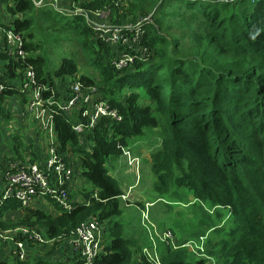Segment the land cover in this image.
<instances>
[{"label": "trees", "instance_id": "16d2710c", "mask_svg": "<svg viewBox=\"0 0 264 264\" xmlns=\"http://www.w3.org/2000/svg\"><path fill=\"white\" fill-rule=\"evenodd\" d=\"M40 1L0 0V26L6 24L20 35L28 53L23 64L0 43V81L9 85L31 65L38 83L56 92L57 104L48 106V111L59 152L73 167L66 154L78 156L76 171L81 170L94 191L86 193V204H73L58 216L9 200L0 209V226H25L55 240L70 236L91 218L112 223L121 214L123 191L110 174L108 160L120 157L121 147L128 148L129 141L144 136L147 129L161 128V144L151 150L156 189L191 206L199 231L182 234L176 248L165 250L163 264H205L184 247L201 241L220 264H264V0H132L129 22L152 16L154 23L145 27L140 40L146 58L122 70L115 66V48L83 14L68 16L50 5L38 7ZM120 1L79 0L83 11L112 13L119 11ZM1 7L15 19L6 22ZM125 20L120 16L114 23L123 25ZM42 23L58 26L62 34L78 41L87 61L100 73L101 100L119 109L122 122L101 119L85 135L74 130V124L88 123L83 109L67 114L58 104L68 102L77 82L89 92L97 81L78 76L80 65L74 57L64 58L53 73L47 71V59L38 54L42 46L35 43ZM117 48L119 54L133 52ZM64 80L70 81L61 88L58 81ZM14 87L0 94V110L13 95L22 97L26 107V96ZM50 96L51 92L44 93L46 99ZM14 141L19 154L24 143L19 136ZM83 141L93 144L90 151L82 147ZM47 155L38 160L44 162ZM18 161L28 160L19 156ZM5 167L6 162L0 170ZM181 190L192 193L196 202ZM20 209L25 212L22 220L2 222L7 212ZM122 227L115 223L110 228L112 240L103 246L96 264H149L142 259L137 240L124 237ZM179 228L184 230L182 225Z\"/></svg>", "mask_w": 264, "mask_h": 264}, {"label": "built area", "instance_id": "2783aa9c", "mask_svg": "<svg viewBox=\"0 0 264 264\" xmlns=\"http://www.w3.org/2000/svg\"><path fill=\"white\" fill-rule=\"evenodd\" d=\"M129 1L121 0L116 4L122 5ZM44 5H50L68 16H73L75 13L83 14L95 32L99 33V36L117 51L118 58L115 59V66L118 70L135 65L138 58L141 60L146 58L147 51L141 47L140 40L145 33V27L154 23L152 16L139 17L136 22L123 25H109L102 21L109 15L110 11L86 12L81 9L68 11L61 7L60 0H41L38 3V7ZM6 26V24L3 27L0 26V43L4 45L10 57L26 64L28 53L24 48L23 38ZM117 47L132 48L133 52L119 54ZM7 83L10 84L7 85L6 82L0 81V94L4 93L8 87L15 86L11 82ZM14 88L19 89V92L26 96L25 113L40 126L43 137L48 140V155L44 160L43 167L31 160L15 162L13 159L14 161L6 164L3 171L0 170L4 179L0 187V209L7 201L15 200L25 209L44 210L55 214L70 211L73 204H76V198L72 193L74 167L68 164L59 152L60 144L54 130L53 116L48 111V106L57 104L55 101L56 92L38 83L36 71L31 65H26L23 68L21 82ZM72 90L73 94L68 102L58 104V106L67 114L72 113L75 108L83 109V116L88 118V123L74 124V130L77 133L87 134L96 127L101 119L122 122L123 116L119 109L97 97L96 88H90L89 92H84L82 85L77 82ZM45 92H51V96L47 99L44 97ZM93 98L97 99V106L96 110L91 113L88 106ZM121 151L122 156L133 168L135 174H139L141 159L134 156L129 148L121 147ZM119 200L128 203L129 199L127 195H122ZM51 206L56 209H52ZM152 206L153 203H147L141 209V214L144 228L148 235L153 236L155 240L153 239L152 243L143 247L141 256L149 264H163L165 250L176 248L179 237L170 230H160L152 222L149 212V208ZM106 232L105 223L100 222L97 218H91L82 223L70 236L55 240L49 239L44 232L32 230L25 226L8 229H3L0 226V241L14 244L19 252L20 260L24 261L25 250L29 245L43 246L61 240L65 242V248L68 247L74 254L76 262L96 264L103 253V246L106 244ZM204 245V242L201 241L200 244L188 243L184 247L195 253L197 258H200L199 260L209 261L208 264H216L215 258L206 253Z\"/></svg>", "mask_w": 264, "mask_h": 264}, {"label": "rangeland", "instance_id": "374dc122", "mask_svg": "<svg viewBox=\"0 0 264 264\" xmlns=\"http://www.w3.org/2000/svg\"><path fill=\"white\" fill-rule=\"evenodd\" d=\"M134 1V0H133ZM61 7L65 8L68 11H72L74 9H81V3L79 0H60ZM131 3L130 0L128 3L122 4L120 6L119 11L109 12V15L102 21L103 23L109 25H115L120 19V16L127 17V20L124 21V24L129 23V20L132 19L133 13L131 12ZM2 14L5 17L6 22H11L15 18L12 17L8 11L3 8ZM139 14V12H138ZM9 24V23H7ZM56 28V30L52 29ZM48 27L47 24L42 23L39 25V29L36 32V43L42 46V50L38 51V54L44 56L48 61L47 71L53 73L60 65L61 61L66 57H74L79 62L80 74L78 75L80 78L83 76H88L96 84V94L97 97L101 99L103 96L102 86H99L100 73L96 70L91 62L87 61V58L82 51L78 41L75 38H72L69 34H62L59 31L58 26ZM21 82L20 73L13 80L15 86H18ZM61 88H65L67 86L66 80L64 82L58 81ZM16 100H20V96L13 95L7 97V102L3 109L0 110V163L9 157L16 156L13 144L14 135H18L22 133V128H19V118L15 114V109L17 107L14 106ZM97 99L92 100L90 105L88 106L89 111L92 113L96 110ZM23 122L25 119L23 118ZM162 129H147L146 133L142 137L134 138L128 144V148L132 152L134 156H137L141 159V165L139 174L134 172L133 168L127 164V160L122 157L125 161V167L122 172H116L117 164L121 158L112 157L108 160V169L110 174L119 182L121 188L123 190H127L129 186H134L141 179L140 184L133 191V199H131V207H128L124 201H120L121 214L118 217H114L112 219V223H105L106 226V243L110 244L111 232H109L110 228L115 224H122L124 226L123 235L126 238L136 239L138 244L142 247L149 243L147 241V237L149 236L146 229L142 223L141 210L137 209L138 206L144 205L146 202L153 203V207L149 208L150 218L154 224L158 226L160 230H174L177 236L182 237V234H191L199 232L197 229V225L195 222V217L192 214V207L189 208L187 205H183L174 197L169 194H160L156 189L157 178L154 174L153 166L147 161L144 156V152L140 153L138 148L145 147L147 150H156L157 147L160 146L161 141L163 139ZM15 136V137H16ZM23 147L20 149V153ZM14 161L10 159L6 162L9 164ZM15 162L18 160L15 159ZM77 175L81 176L80 173ZM136 175L138 177H136ZM140 176V177H139ZM82 177V176H81ZM128 180V182H127ZM3 173L0 171V182H3ZM86 181V180H85ZM89 190H82L81 194L86 193ZM182 194L188 196L189 201L195 203V198L192 193L187 190H181ZM136 198V200H135ZM177 201V202H176ZM140 202V203H137ZM192 203V204H193ZM169 205V206H168ZM17 223L16 216H9L7 220H2L4 223ZM182 225L184 230H181L179 226ZM11 228V227H10ZM123 228V227H122ZM13 230V229H10ZM136 237V238H135ZM176 237V236H175ZM65 242L59 240L58 243H53L49 245H30L25 250V260L21 261L19 258V252L15 248L14 244L0 241V264H35L39 261H42L46 258H50L57 255L60 251H64L65 253ZM54 247V249L52 248ZM216 260V259H215ZM59 261L55 260V264ZM209 261H204L205 264H208ZM216 264L218 261H216Z\"/></svg>", "mask_w": 264, "mask_h": 264}, {"label": "crops", "instance_id": "0c3cea01", "mask_svg": "<svg viewBox=\"0 0 264 264\" xmlns=\"http://www.w3.org/2000/svg\"><path fill=\"white\" fill-rule=\"evenodd\" d=\"M1 9H2V11L4 10L2 7H1ZM0 66H1V64H0ZM14 106L17 107L15 109V114L19 118V123H20L19 128H22V133L18 134L17 136H19L20 140L24 143V146H23V149H22L21 153L17 154L16 156H12V157H9L7 159H4L0 163V165L3 164L4 162H7L10 159H18L19 156H26L27 160L35 161V162H37L38 165L43 167L44 166V162L39 161L38 160V156H40L41 154H44V153H45V155L47 154L48 146H49L48 140H46L43 137L42 130H41L40 126L37 123H35L33 120H31V118L29 116H26V115L23 114L24 113V109H25V101H24V99L22 97H20L19 101L16 100V102L14 103ZM23 118L25 119V122H23ZM150 130H152V129H150ZM15 136L16 135H14V137H13V144L14 145H15V141H14ZM130 141H129V143H130ZM82 147L85 150L90 151L92 149V147H93V144L89 143L87 141H83L82 142ZM138 151H140V153L144 152L143 158H145L147 161H149L152 166L154 165L149 149L147 150L145 147H143V148L139 147ZM66 157H68V160L72 161L74 163V165H76V166H74V177H73V183L74 184L72 185V193H73V195L76 198V204H84L86 202L87 198L85 197L84 193L81 194V191L82 190H89L88 192H91V191H94L93 187L83 177V175H81L82 177L77 175V171L76 170H77L78 165H79L78 156L74 155L71 152H68L66 154ZM122 157L121 156L118 157V158H121L119 160V163L117 164V168H116V172H119V173L122 172L124 167H125V161H124V159ZM127 164H128V162H127ZM127 182H128V180H127ZM140 182H141V179H140ZM140 182H139V180L137 182V178H136V183H135L134 186H129L127 190H123L121 188L122 191H123V195H127L128 196V199H129L128 203L125 202L128 207H131V203H132L131 199H133V196H132L133 191L135 190V188H137V186L140 184ZM0 187H1V182H0ZM135 200H136V198H135ZM137 203H140V202H137ZM147 203L148 202H146L142 206H138L137 205L136 207L140 211L142 208L145 207V205ZM51 208L52 209H56L54 206H51ZM40 211H44V210H40ZM45 212H47V214H49L51 216H58L60 214V213H56V214L55 213H51L50 211L49 212L45 211ZM11 215L16 216L17 217V221H18V220H22L24 218L25 212H24L23 209H20L18 211L7 212L2 220H7L9 218V216H11ZM141 216H142V214H141ZM153 239H154L153 236H148L147 237V241L149 240V243H152ZM31 245H33V244H31ZM143 247L144 246L141 247L142 250H143ZM66 251H67L66 253L64 251H60L57 255L53 256L52 258H50L51 255L49 254L48 255L49 258H46V259H44L42 261H51V262L55 263V260H56V261H59L61 263L74 264L75 263L74 254L68 249V247L66 248Z\"/></svg>", "mask_w": 264, "mask_h": 264}]
</instances>
